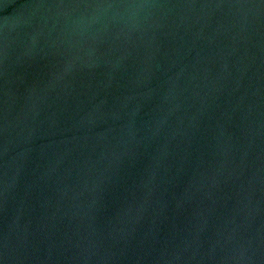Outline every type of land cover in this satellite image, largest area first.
<instances>
[{"label": "water", "instance_id": "95a60500", "mask_svg": "<svg viewBox=\"0 0 264 264\" xmlns=\"http://www.w3.org/2000/svg\"><path fill=\"white\" fill-rule=\"evenodd\" d=\"M0 264H264V0H0Z\"/></svg>", "mask_w": 264, "mask_h": 264}]
</instances>
